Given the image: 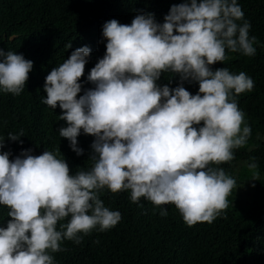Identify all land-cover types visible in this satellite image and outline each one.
<instances>
[{
  "label": "clouds",
  "instance_id": "clouds-1",
  "mask_svg": "<svg viewBox=\"0 0 264 264\" xmlns=\"http://www.w3.org/2000/svg\"><path fill=\"white\" fill-rule=\"evenodd\" d=\"M12 1L0 0V264H61L52 253L67 251V242L103 237L123 220L116 195L138 205L143 198L164 217L162 206L175 205L186 227L226 219L227 198L240 186L219 165L248 144L252 129L236 96L255 82L212 65L229 51H257L237 0H169L131 11L129 0H98L87 13L94 32L60 42L41 34L50 20L35 9L5 20L2 8ZM41 1L69 16L61 0ZM20 20L29 28H17ZM36 73L45 126L56 125L63 148L35 142L23 96ZM193 82L195 94L185 88ZM81 132L94 137L93 164L73 173L89 144L78 142Z\"/></svg>",
  "mask_w": 264,
  "mask_h": 264
},
{
  "label": "trees",
  "instance_id": "trees-1",
  "mask_svg": "<svg viewBox=\"0 0 264 264\" xmlns=\"http://www.w3.org/2000/svg\"><path fill=\"white\" fill-rule=\"evenodd\" d=\"M98 0H61L69 16L59 11L48 10L41 0H13L11 5L2 8L1 16L14 21L29 9L37 10L50 20L41 28V34L57 42L76 35H89L94 25L87 15ZM119 5L123 0H111ZM169 0H129L126 11L137 8L162 9ZM242 7L245 19L251 24L250 36L256 37L255 56L246 57L241 53L227 52L228 59L212 65L227 67L230 72H245L254 82V90L236 96L239 108L245 113V122L251 126L252 134L244 148L234 150V159L224 166L237 175L238 187L228 196L229 207L222 216L210 225L184 226L178 218L182 217L175 205L168 204V215L161 216L160 209L141 198L140 205L127 202L122 195H116L123 203V220L114 231L100 236L94 234L83 240L77 247L69 241L63 245L68 250L52 253L55 260L60 256L61 264H196L195 260L204 256L223 264H264V0H237ZM51 8H63L60 3H51ZM162 17L161 22H163ZM239 23H242L239 22ZM17 28L28 29L29 22L20 20ZM168 75L170 73H167ZM39 75L27 82L28 87L23 101L30 110L31 128L35 130V142L42 146L61 147L55 124L45 126L46 120L41 112L36 85ZM161 83V79L159 80ZM198 83H189L185 88L195 94ZM35 88V89H34ZM94 137H86L83 132L78 142L87 141L81 146L85 151L76 156L71 167L75 173L79 167L89 169L93 161L88 159L90 144ZM67 140V139H66ZM68 141V140H67ZM258 165L259 179L251 180L253 170L248 164L252 158ZM73 160V157L69 155ZM232 163V164H231ZM228 174V173H227ZM253 184L255 185L253 187ZM108 191L105 189L103 192ZM128 195L130 196V192ZM114 253V254H113Z\"/></svg>",
  "mask_w": 264,
  "mask_h": 264
}]
</instances>
